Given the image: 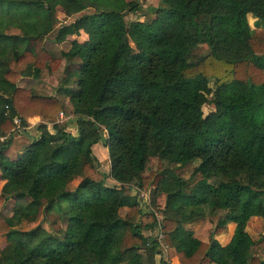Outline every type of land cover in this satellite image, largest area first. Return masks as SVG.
<instances>
[{
  "label": "trees",
  "instance_id": "16d2710c",
  "mask_svg": "<svg viewBox=\"0 0 264 264\" xmlns=\"http://www.w3.org/2000/svg\"><path fill=\"white\" fill-rule=\"evenodd\" d=\"M57 7L78 15L59 23L53 41L85 33L59 55L44 44ZM137 9L136 0H0V134L8 133L0 144V264H155L158 241L146 232L154 227L178 264H264L249 250L264 249V231L251 240L245 230L255 215L264 227V25L247 20L264 21V0H158L144 9L150 19L125 21ZM199 44L207 50L192 56ZM61 59L74 65L76 88L60 80L44 95L17 85ZM59 112L73 116L76 135L55 120ZM14 115L20 126L32 115L44 122L10 158L3 150ZM98 141L106 172L92 151ZM149 156L155 168L142 173ZM191 162L196 176L183 178L175 167ZM138 189L163 195L159 220L140 205ZM194 206L202 208L196 217L219 211L205 241L180 216ZM46 210L62 222L57 231L20 227ZM228 221L232 233L219 244L214 235Z\"/></svg>",
  "mask_w": 264,
  "mask_h": 264
},
{
  "label": "rangeland",
  "instance_id": "374dc122",
  "mask_svg": "<svg viewBox=\"0 0 264 264\" xmlns=\"http://www.w3.org/2000/svg\"><path fill=\"white\" fill-rule=\"evenodd\" d=\"M136 2L141 6V9L125 12V14H124L125 21H129V20L134 19V18L144 19V20L150 19L153 14L151 12H147L144 9L148 6H155L158 3V0H136ZM57 8H58L56 11L57 22L54 25V29L46 35L45 40H44V42H45L44 44L48 48H51L49 46H52L58 50V48L60 46L64 47L65 43H62L61 45H59V43L54 44V42L51 41V38L54 34V30L59 25V23L67 22L78 14L76 13V14H71L69 16H66L62 12L60 7H57ZM90 9L91 8L86 9V10H90ZM83 11H85V10H83ZM247 20L251 26H253L255 21L258 22V24H260V25H264V21L257 19V18H254L250 13L247 14ZM8 31H16V29L9 28ZM206 50H207V47L205 44H199V45H197V47H195L192 50L191 55L192 56L197 55L199 53L205 52ZM53 74H54L53 76H48L47 73L42 71L41 74L39 75L38 79L34 80L35 82L33 81V79L27 80L24 78H20L17 80V84L19 83V85L32 87V89L35 88L34 90L36 92L39 91V92H44V93H52L53 88L60 81V79H59L60 75H58L59 73L55 72ZM66 108H68L67 105H66ZM210 108H211V104H208V103L203 104V106H202L203 113L207 112ZM70 116L72 117V115H70ZM59 118H60V119H58L59 123H64V124L66 123L65 120L67 118H65L64 113H62ZM51 124L52 123H49L50 129L47 128L50 131H52V125ZM65 130H67L66 126H65ZM67 131H69V130H67ZM20 134H21V140H20L21 142L19 143V145L21 146V148H22L21 150L23 151L28 146L29 139L31 138L30 137L31 135L28 134L27 132H25L24 130ZM12 148L13 147L10 146L9 150H12ZM99 149L101 150V152L99 151ZM92 151L98 159L99 168L105 172L108 171L109 164H108L107 151H106V147L103 144V142L98 141L96 143V145L94 147H92ZM155 165H156L155 157L154 156L147 157V160L145 161L142 173H147L150 169L155 168ZM194 165H195V162H191V163L185 164L183 166H176L175 169L183 178L192 179L196 176V174L192 176V168ZM77 181H78V177L73 178L72 180H70L66 184V187L71 189L76 184ZM104 182H105V184H113L114 180H112L110 177L107 176L105 178ZM126 191L131 193L134 191V189H129ZM138 199H139L140 205L143 208H146V207L152 208L155 212L156 217L160 218L162 216V213H161L162 207H163V195L162 194H157L153 197L151 192L144 191V194L140 195V197H138ZM4 210L7 211V206L4 207ZM124 210H125V207H120L118 210L119 214H122L124 212ZM197 210H198V212L200 210V213L202 212L201 207H197ZM218 215H219L218 210L211 212V211H209V209L204 208V215H203L202 221L198 222V223L196 222V226L193 228V230L195 232L205 236L206 235V229L208 232L209 229L213 226V223L215 222ZM37 222H40L44 228H46L47 230H51V231H57V229L63 225L62 222L57 218V214L55 211L46 210V211H42V213L40 212L34 221L28 222V223H26V222L22 223L20 225V227L27 228V227L33 226ZM245 230H246V233L248 234L249 238L251 240H254L262 234L264 228H263L261 220L258 217H255L252 220V222L246 227ZM149 231H150V234L155 233L153 230H149ZM149 231H146V232H149ZM4 243H5L4 235L0 234V246H2ZM249 250L252 253H256L258 256L264 255V249H262V251H263L262 253H259V252H261V250H260V248H256L255 245L249 246Z\"/></svg>",
  "mask_w": 264,
  "mask_h": 264
},
{
  "label": "crops",
  "instance_id": "0c3cea01",
  "mask_svg": "<svg viewBox=\"0 0 264 264\" xmlns=\"http://www.w3.org/2000/svg\"><path fill=\"white\" fill-rule=\"evenodd\" d=\"M57 9H56V11H57ZM141 20H144V19H141ZM73 38L81 41V40L85 39V33L80 30L78 34H68V35L65 36V38L63 40H61L59 42L53 41L51 39V41L54 42V44L59 43V45H61L62 43H65V46L64 47H61L60 46L58 48V50L56 48L52 47V46H49V47H51L54 50V52L56 53V55H59L60 50H66L68 48L69 42ZM74 70H75L74 69V65L72 63H70L69 61H65L64 59H61V62L59 64V66L54 71L48 72V71L43 70V72L47 73L48 76H53L54 75L53 73L57 72V73H59L58 75H60L59 76L60 77L59 79L64 81V85L69 86L70 88H76V86H77L76 84L77 83H76L75 76L73 75ZM41 72H40V74H41ZM38 77H32L30 75H23L20 78H24V79H27V80L28 79H33V81H34V80L38 79ZM17 85H19V83ZM19 86L27 87V86H24V85H19ZM30 88H32V87H30ZM53 92H54V88H53L52 93ZM37 93L44 94V95H50V94H52V93H44V92H39V91H37ZM61 114H62V112H61ZM70 115L71 114H65V118H67L65 120V122H66L65 123V126H66L67 130H69L71 132V134H74L75 135L76 134V126H75V123H74V120H73V116L71 117ZM59 117H60V113H58L56 115V119L55 120L58 121V119H60ZM25 120H26L25 121V124H24V126H21V129L20 130L18 129L16 131H12V133H11V135L9 137L10 138L9 139V142L4 147V150H3L4 154H6L10 158L15 157L17 154H19L20 152H22V150H21L22 148L19 145V143L21 142L20 141L21 140V134L20 133H22V131L24 130L28 134H30L32 136H36L37 133H38V130L36 128V125L39 122H44L43 119L40 116H38V115L27 116V117H25ZM45 123H46V127L48 129H50L49 123H51V121H45ZM96 143L97 142H95L92 145V147H94L96 145ZM10 146L13 147L12 150H9ZM99 151L101 152L100 149H99ZM3 181H4V179L1 178V176H0V187H1L2 183H3ZM197 207H199V206H197ZM197 207L196 206H194V207H182L181 208V211H180L181 212L180 216H181V218L183 220L186 221V223H184V225L186 227H188L189 229H191L193 235L196 236L197 238H199L200 240H204L205 241V240H207V233H208L207 232V229H206V235L205 236L204 235H201V234H199V233H197V232H195L193 230V228L196 226V222L197 223L198 222H201L202 221V218H203V216L196 217V216H199L201 214L200 213V210L198 212ZM255 217H258L261 220V218L259 216H256V215L255 216H251L248 219V221H247V223L245 225V229L252 222V220ZM159 219L160 218L157 217V220H159ZM261 222H262V220H261ZM232 229H233V222L232 221H228L226 223V229H225V231L220 232L218 234H215L214 235L215 239L220 244L226 243L228 241L231 233H232ZM152 230L155 232L154 234L156 235V239L158 241L157 251L153 253V263L157 264L159 262V259L162 258L166 262V264H178V260L176 258L175 251H174L173 247L170 246V245H167L163 241L162 236H159V233H158L157 228L154 227ZM149 233H150V231L148 232V234ZM154 234H152V235H154ZM260 250H261V252H259V253H262L263 252L262 249H260ZM141 260H142V262L144 264H146L145 257H141Z\"/></svg>",
  "mask_w": 264,
  "mask_h": 264
},
{
  "label": "built area",
  "instance_id": "2783aa9c",
  "mask_svg": "<svg viewBox=\"0 0 264 264\" xmlns=\"http://www.w3.org/2000/svg\"><path fill=\"white\" fill-rule=\"evenodd\" d=\"M61 115V112H59ZM12 122L14 123V126L11 129V133L12 131H16V130H20L21 126L19 124V119L17 115L12 116ZM8 137V133L5 134H0V144L1 142H3L6 138ZM144 191H142L141 189H138V197H140V195H143ZM159 233V232H158ZM159 236H161V234L159 233Z\"/></svg>",
  "mask_w": 264,
  "mask_h": 264
}]
</instances>
